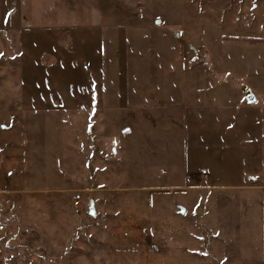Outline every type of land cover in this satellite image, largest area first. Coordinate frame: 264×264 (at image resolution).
Here are the masks:
<instances>
[{"label": "rangeland", "instance_id": "obj_1", "mask_svg": "<svg viewBox=\"0 0 264 264\" xmlns=\"http://www.w3.org/2000/svg\"><path fill=\"white\" fill-rule=\"evenodd\" d=\"M259 89L264 0H0V264H261Z\"/></svg>", "mask_w": 264, "mask_h": 264}, {"label": "crops", "instance_id": "obj_2", "mask_svg": "<svg viewBox=\"0 0 264 264\" xmlns=\"http://www.w3.org/2000/svg\"><path fill=\"white\" fill-rule=\"evenodd\" d=\"M36 10V15L35 13L31 10L30 11V19L28 21H30L29 23L30 24V30H37V26L39 23H37V18L36 16L38 15L37 13V9ZM43 15V13H42ZM46 16V15H45ZM32 27V28H31ZM42 28V27H41ZM260 91H258L259 93H257V95L259 94H264V89L261 90L259 89ZM107 94H114V93H111V91H107V89L102 90L100 92V95L99 96H102L100 97V103L97 104L96 108H92L93 110H97V112H100L103 108V106H106L107 105V102H108V99H107ZM256 95V93H255ZM257 95H256V100H255V103L257 101ZM249 120V119H248ZM251 123V124H250ZM248 124L253 128H251V131H247L249 135H253L257 140H255L256 142L258 143H262L264 142V110L262 109H254L253 110V115H252V119L247 121V122H244V124L242 126H248ZM252 142V141H251ZM11 148V151L15 152V150L17 149V147H10ZM19 148V147H18ZM208 147H204V149H198V152H202L203 150H207ZM204 151V152H205ZM255 152V151H254ZM260 194L262 192V196H263V199H262V216H261V223H262V246H261V264H264V185H261L260 188Z\"/></svg>", "mask_w": 264, "mask_h": 264}, {"label": "built area", "instance_id": "obj_3", "mask_svg": "<svg viewBox=\"0 0 264 264\" xmlns=\"http://www.w3.org/2000/svg\"><path fill=\"white\" fill-rule=\"evenodd\" d=\"M81 199H82V198H81V195H77L76 198H75V204H76V205H79Z\"/></svg>", "mask_w": 264, "mask_h": 264}, {"label": "water", "instance_id": "obj_4", "mask_svg": "<svg viewBox=\"0 0 264 264\" xmlns=\"http://www.w3.org/2000/svg\"><path fill=\"white\" fill-rule=\"evenodd\" d=\"M254 99H255L254 96H252L250 100L253 101ZM90 213H91V214H94V209H93V207L91 208Z\"/></svg>", "mask_w": 264, "mask_h": 264}]
</instances>
